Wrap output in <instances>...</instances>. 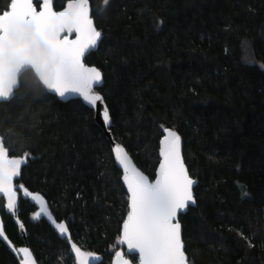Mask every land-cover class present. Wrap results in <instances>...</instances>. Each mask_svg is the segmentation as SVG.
<instances>
[{
	"label": "trees",
	"instance_id": "16d2710c",
	"mask_svg": "<svg viewBox=\"0 0 264 264\" xmlns=\"http://www.w3.org/2000/svg\"><path fill=\"white\" fill-rule=\"evenodd\" d=\"M7 3L0 0V10ZM65 3L53 0L54 9ZM90 5L103 43L85 63L102 72L98 92L110 111L113 140L154 179L160 126L181 137L196 180V204L179 217L189 260L264 264V0ZM23 79L15 98L0 103V136L10 155L34 158L16 183L44 197L77 246L110 264L127 214L110 143L80 101L60 102ZM35 212L20 196L18 218L37 264H75L69 243L44 219H32ZM0 215L11 243L22 246L2 199ZM238 230L255 234V246L248 248ZM0 264H19L1 241Z\"/></svg>",
	"mask_w": 264,
	"mask_h": 264
},
{
	"label": "snow or ice",
	"instance_id": "6c2138e0",
	"mask_svg": "<svg viewBox=\"0 0 264 264\" xmlns=\"http://www.w3.org/2000/svg\"><path fill=\"white\" fill-rule=\"evenodd\" d=\"M112 0H102L104 8H110ZM90 0H66L62 10L56 11L53 0H8L0 10V101L11 102L23 78H31L36 90H44L61 99L75 95L91 108L101 110L105 126H111L110 111L104 97L95 90L102 83V72L85 63V57L99 50L103 33L94 23ZM158 21L157 27L162 25ZM66 33V34H65ZM74 39H70L71 34ZM65 34V35H62ZM159 163L154 179L140 171L128 152L119 144L112 148L115 161L123 170L122 180L127 192V214L113 245L111 264H192L182 240L179 217L196 204L193 185L181 151V137L173 129L160 126ZM3 136H0V198L3 208L21 230L18 219V194L30 198L39 206L32 219L41 214L55 226L57 232L67 237L75 264H91L100 260L93 251H83L72 241L65 221H57L47 203L38 192L30 191L23 183L24 166L29 164V152L10 155ZM247 195V192L244 193ZM248 248L255 246V234L237 233ZM0 239L13 253L21 256L19 264H37L28 247H15L5 233L0 221ZM124 245V251L118 250Z\"/></svg>",
	"mask_w": 264,
	"mask_h": 264
},
{
	"label": "water",
	"instance_id": "95a60500",
	"mask_svg": "<svg viewBox=\"0 0 264 264\" xmlns=\"http://www.w3.org/2000/svg\"><path fill=\"white\" fill-rule=\"evenodd\" d=\"M34 3H35V0H34ZM60 10H62V9H60ZM60 10H58V11H60ZM66 34V33H65ZM65 34H62V35H65ZM69 38L70 39H74L75 38V34L73 33V34H71L70 36H69ZM93 51H95V50H93ZM92 52V51H91ZM89 66H91V65H89ZM101 85H102V83L101 84H99V85H95L94 87H95V90L98 92V89L101 87ZM48 93V92H47ZM48 94H50V95H53V96H55L54 94H52V93H48ZM100 94V93H99ZM60 102H63V103H65V102H68V101H74V100H78V101H80L85 107H87L88 109H90L92 112H93V120H94V123L103 131V133H104V135H105V137L107 138V140L109 141V143H110V147H111V153H112V157H113V161H114V163H115V165H116V167L120 170V172H121V182H122V185H123V180H122V175H123V170L119 167V165L116 163V161H115V156H114V154H113V152H112V148L117 144L114 140H113V138H112V135H111V131H110V127H108V126H105L104 125V122H103V119H102V115H101V110H102V107L103 106H101V105H98V107L96 108V109H93V108H91V106H89V105H87L85 102H83V100L81 99V98H79V97H77V96H75V95H69L66 99H61L60 97H57V96H55ZM0 103H2V101H0ZM181 151H182V156H183V147H182V141H181ZM158 155H159V150H158ZM184 159V158H183ZM132 160V159H131ZM132 162H133V160H132ZM134 163V162H133ZM159 163V162H158ZM134 165H135V163H134ZM136 166V165H135ZM137 167V166H136ZM157 167H158V165H157ZM156 167V168H157ZM138 168V167H137ZM139 169V168H138ZM140 170V169H139ZM141 171V170H140ZM18 179V178H17ZM17 179H16V181H17ZM15 181V182H16ZM196 181V180H195ZM196 185V183L193 185V188H194V186ZM123 187H124V189H125V191L127 192V189H126V186H124L123 185ZM22 197L23 199H26V200H28L34 207H35V209H36V212H38L39 211V206L38 205H36V203L34 202V201H32L30 198H27V197H24L23 196V194H22V192L21 193H19L18 194V199H19V197ZM0 199H2V198H0ZM195 206V205H194ZM194 206H190V207H194ZM189 207V208H190ZM188 208V209H189ZM187 209V210H188ZM187 210H186V212H187ZM17 211H18V209H17ZM4 212H5V214H7L8 216H10L11 217V214H9V213H7V210L6 209H4ZM186 212H184V213H186ZM183 213V214H184ZM126 216V215H125ZM39 218H42V219H44L49 225H50V227L54 230V232L57 234V236L60 238V239H63V240H66L67 242H68V240H67V237H65V236H62V235H60L58 232H57V230L55 229V226L51 223V221H49L48 219H47V217L46 216H44L43 214H41V216L39 217ZM19 219V218H18ZM12 220H13V222L15 223V225L17 226V228H18V232H19V236H20V238H21V240H22V246H20V247H28V244H27V241H26V232H25V229H23V230H21L20 228H19V226L16 224V218H14V217H12ZM0 221H2V218H1V215H0ZM123 223V222H122ZM122 225V224H121ZM0 241L4 244V245H6V247L9 249V251L19 260L20 258H22V254H21V256H17L15 253H13L12 251H11V249L7 246V244L2 240V239H0ZM69 246H70V244H69ZM120 247L122 248V249H119V250H121V251H124L126 254H127V249H126V246H124V245H120ZM17 248H19V247H17ZM29 248V247H28ZM124 249V250H123ZM70 250H71V248H70ZM84 251V250H83ZM72 253V252H71ZM97 254V253H96ZM72 255H73V259H74V262H75V256H74V253H72ZM99 255V254H98ZM127 255H129V256H131L130 254H127ZM136 255V257H137V260H138V254H135ZM100 256V255H99ZM100 258L102 259V257L100 256ZM101 259L100 260H96V261H92L91 262V264H99L100 262H101ZM111 264V263H110ZM137 264V263H136Z\"/></svg>",
	"mask_w": 264,
	"mask_h": 264
},
{
	"label": "flooded vegetation",
	"instance_id": "af4514ba",
	"mask_svg": "<svg viewBox=\"0 0 264 264\" xmlns=\"http://www.w3.org/2000/svg\"><path fill=\"white\" fill-rule=\"evenodd\" d=\"M124 250V249H123Z\"/></svg>",
	"mask_w": 264,
	"mask_h": 264
}]
</instances>
